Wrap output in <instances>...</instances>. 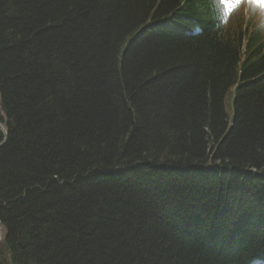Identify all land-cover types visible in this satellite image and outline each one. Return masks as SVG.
<instances>
[{
	"label": "trees",
	"instance_id": "obj_1",
	"mask_svg": "<svg viewBox=\"0 0 264 264\" xmlns=\"http://www.w3.org/2000/svg\"><path fill=\"white\" fill-rule=\"evenodd\" d=\"M219 16L0 0V264H264V23Z\"/></svg>",
	"mask_w": 264,
	"mask_h": 264
},
{
	"label": "snow or ice",
	"instance_id": "obj_2",
	"mask_svg": "<svg viewBox=\"0 0 264 264\" xmlns=\"http://www.w3.org/2000/svg\"><path fill=\"white\" fill-rule=\"evenodd\" d=\"M220 4H223L226 6V14L228 11L234 9L236 6H238L242 0H219ZM247 3L260 8L262 11H264V0H247Z\"/></svg>",
	"mask_w": 264,
	"mask_h": 264
},
{
	"label": "bare ground",
	"instance_id": "obj_3",
	"mask_svg": "<svg viewBox=\"0 0 264 264\" xmlns=\"http://www.w3.org/2000/svg\"><path fill=\"white\" fill-rule=\"evenodd\" d=\"M235 87H231L226 93L232 94ZM228 95V94H227ZM229 98V95L226 96V99ZM233 120L231 118H228L227 124H226V130H228L232 126Z\"/></svg>",
	"mask_w": 264,
	"mask_h": 264
},
{
	"label": "water",
	"instance_id": "obj_4",
	"mask_svg": "<svg viewBox=\"0 0 264 264\" xmlns=\"http://www.w3.org/2000/svg\"><path fill=\"white\" fill-rule=\"evenodd\" d=\"M0 128H1V129H3V127H2V126H0ZM5 133H6V131H4V134H5ZM2 142H4V140H3Z\"/></svg>",
	"mask_w": 264,
	"mask_h": 264
},
{
	"label": "rangeland",
	"instance_id": "obj_5",
	"mask_svg": "<svg viewBox=\"0 0 264 264\" xmlns=\"http://www.w3.org/2000/svg\"><path fill=\"white\" fill-rule=\"evenodd\" d=\"M227 101V100H226ZM227 102H230V100L228 99V101ZM231 113H232V111H230ZM231 115V114H230Z\"/></svg>",
	"mask_w": 264,
	"mask_h": 264
}]
</instances>
